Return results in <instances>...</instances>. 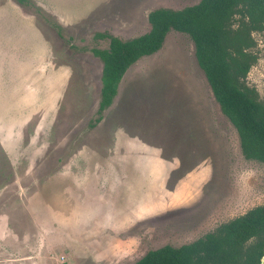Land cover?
<instances>
[{
	"label": "rangeland",
	"instance_id": "obj_1",
	"mask_svg": "<svg viewBox=\"0 0 264 264\" xmlns=\"http://www.w3.org/2000/svg\"><path fill=\"white\" fill-rule=\"evenodd\" d=\"M29 1L0 0V264H134L264 204V163L244 157L187 33L171 30L130 66L89 126L103 69L94 34L130 39L150 30V11L200 0ZM256 38L248 81L264 100V31ZM196 160L214 172L204 190L159 209Z\"/></svg>",
	"mask_w": 264,
	"mask_h": 264
},
{
	"label": "trees",
	"instance_id": "obj_2",
	"mask_svg": "<svg viewBox=\"0 0 264 264\" xmlns=\"http://www.w3.org/2000/svg\"><path fill=\"white\" fill-rule=\"evenodd\" d=\"M148 19L150 30L130 39L102 31L92 37L90 50L103 69L99 105L89 126L102 120L130 66L160 50L167 34L177 30L192 38L198 64L237 129L244 157L264 163V100L248 81L259 60L256 34L264 31V0H200L182 9L156 8ZM47 21L65 37L58 23ZM263 254L264 204L190 243L150 249L134 264H259Z\"/></svg>",
	"mask_w": 264,
	"mask_h": 264
},
{
	"label": "crops",
	"instance_id": "obj_3",
	"mask_svg": "<svg viewBox=\"0 0 264 264\" xmlns=\"http://www.w3.org/2000/svg\"><path fill=\"white\" fill-rule=\"evenodd\" d=\"M90 40H92V39H90ZM175 156H177V155H175ZM180 163H181V161H177V160L173 161L175 169H177L178 171H180L182 169V166L185 165L183 163H181V164ZM193 163H194L193 167H190V166H192V163H190L189 169L180 172V174H182V177H180V180L178 181V183L180 182V183L183 184V186H182L183 190L181 191V193H179V195H178L179 197L177 199H175V201H172V202L170 201V199H169V201L164 202L162 200V198H161L162 201L158 200V204H157V205H159V209H163V207L165 208V207H169L170 205H174L176 201H177V206L180 207L184 201H185V204L187 202H189V199H191V196L193 194H197V193H199V192L204 190V186H205V183L207 182V178L214 176L213 169H212V167L210 165H208V170L206 171L205 168H204V164H205L204 162H198L196 160L195 162L193 161ZM169 169L170 168L166 169V165H164V172L168 173V171H171L172 168L170 170ZM115 170L118 172V168H116ZM150 171L151 170H150L149 165L146 164L144 166V168L142 169V171H140V172L149 173ZM144 185L145 184L142 182V184H141V187L143 186L141 188L142 191H144L143 190ZM161 189H163V187L161 185H159L158 190L160 191ZM149 190H150V185L148 184L147 185V191H146L147 193L145 194V196H144L143 193H141L142 194V196H141L142 199L140 200V203H138L137 206L135 207V210L137 212H140L141 210L145 209L144 207H146V206L149 207V205H150V203H149V198H150V193L149 192L150 191ZM174 195H173V192H172V196H174ZM140 219H143V217H140ZM140 219H138V220H140ZM124 221H125L124 219L121 220V222H122L121 225L125 226L126 222L124 224ZM196 239H193V240L189 241L188 243H190V242H192V241H194ZM171 245L179 246V245H182V244H171Z\"/></svg>",
	"mask_w": 264,
	"mask_h": 264
},
{
	"label": "water",
	"instance_id": "obj_4",
	"mask_svg": "<svg viewBox=\"0 0 264 264\" xmlns=\"http://www.w3.org/2000/svg\"><path fill=\"white\" fill-rule=\"evenodd\" d=\"M259 264H264V254H263V256H262L261 261H260Z\"/></svg>",
	"mask_w": 264,
	"mask_h": 264
},
{
	"label": "flooded vegetation",
	"instance_id": "obj_5",
	"mask_svg": "<svg viewBox=\"0 0 264 264\" xmlns=\"http://www.w3.org/2000/svg\"><path fill=\"white\" fill-rule=\"evenodd\" d=\"M252 70V69H251ZM251 72V71H250ZM250 74V73H249ZM248 78H249V76H248ZM250 83V82H249ZM251 85V84H250ZM254 86V85H253ZM257 88V87H256ZM259 91V90H258ZM261 95V94H260ZM224 223V222H223ZM171 245V244H170ZM262 258V257H261Z\"/></svg>",
	"mask_w": 264,
	"mask_h": 264
}]
</instances>
